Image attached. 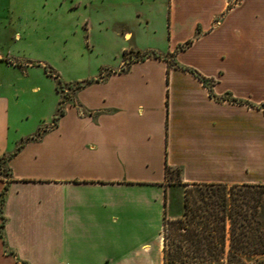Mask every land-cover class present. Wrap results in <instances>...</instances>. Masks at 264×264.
I'll use <instances>...</instances> for the list:
<instances>
[{"label":"crops","instance_id":"crops-1","mask_svg":"<svg viewBox=\"0 0 264 264\" xmlns=\"http://www.w3.org/2000/svg\"><path fill=\"white\" fill-rule=\"evenodd\" d=\"M43 2L82 47L47 114L0 55V264H167L186 187L264 186V0Z\"/></svg>","mask_w":264,"mask_h":264},{"label":"trees","instance_id":"trees-1","mask_svg":"<svg viewBox=\"0 0 264 264\" xmlns=\"http://www.w3.org/2000/svg\"><path fill=\"white\" fill-rule=\"evenodd\" d=\"M183 69L198 77L202 83H208V79L202 77L194 69L187 67ZM58 82L60 81L58 80ZM62 114L63 111L59 107L54 120ZM40 132L41 130L38 131V135ZM10 156L1 157L0 161L4 162ZM166 171L168 174L175 171L179 176L177 169L168 167ZM194 186L198 188V193H194L192 201L193 191L185 190L183 217L170 221L181 232L179 235L182 240H179L176 247L178 249L188 248L193 251L192 259L189 261L186 258L185 260L181 259L183 260H180L181 263L242 264L245 257L264 252L263 236L258 221L260 197L249 191L251 186L230 188L223 185ZM4 194L5 190L2 191L0 197V214L4 203ZM1 219L0 231L5 222L2 214ZM167 238L165 227V260L169 262L167 252H169L170 244ZM227 241H229L228 244ZM178 255L180 256L181 253ZM188 255L189 253L182 257Z\"/></svg>","mask_w":264,"mask_h":264},{"label":"rangeland","instance_id":"rangeland-1","mask_svg":"<svg viewBox=\"0 0 264 264\" xmlns=\"http://www.w3.org/2000/svg\"><path fill=\"white\" fill-rule=\"evenodd\" d=\"M14 1L17 5H21L24 8L26 7L27 11H29L28 8L30 6L35 7L34 9L39 14H41V12L43 13L45 10L43 8L44 0ZM10 4L11 0H0V55L6 60L21 62L18 66H25L27 64L33 65L32 68H16L17 71H12L9 75L18 78H21L24 75L31 78V83L29 85L27 84V86H38L41 92L47 96L48 106L43 108L44 114L53 113V103L57 97L54 89L55 85L58 86V90L62 94L65 90L67 91L65 96H70L73 89V86L64 87V85L57 82V79L54 77L57 75L59 78H62L64 75H71L72 68L66 56L73 52L74 47H82L80 42V40H82V34H80L81 36L79 35V37L77 34L63 36L62 32L60 33L58 30L52 32L41 30L43 27L42 21L34 20V18L31 17L30 12L25 11L26 9L24 8V10L22 9L20 12L13 14V11L8 9ZM49 5L53 4L50 2ZM61 11L63 10L60 6H57V12ZM25 21L29 23V31H21ZM103 54L104 52H100V55L97 56V58ZM91 57L93 59L95 53L92 54ZM133 58H141V55L136 54ZM5 171L6 167H4L3 161H0V172L4 173ZM170 175L174 177L177 182L179 181V176L175 171L170 173ZM186 189L193 191L191 194L192 201L194 193H198V188L196 186H190L188 188L186 187L185 190ZM249 191L260 197L258 221L260 223V231L264 243V186H255L250 188ZM191 207H194V205H191ZM170 221L172 220L168 219L166 221L167 241L170 244L169 252H167L169 258L167 264H189L181 263L180 260H185L186 258L189 261V259H192L193 251L188 248L178 249L176 247V244L179 243V240L181 239L179 235L181 232L177 230L176 225L171 224ZM179 253H181L180 256L178 255ZM188 253V256L182 257V255H187ZM242 264H264V252L258 255L245 257Z\"/></svg>","mask_w":264,"mask_h":264}]
</instances>
